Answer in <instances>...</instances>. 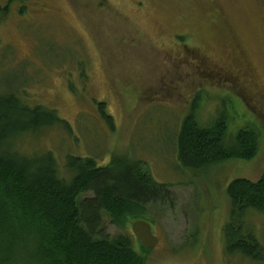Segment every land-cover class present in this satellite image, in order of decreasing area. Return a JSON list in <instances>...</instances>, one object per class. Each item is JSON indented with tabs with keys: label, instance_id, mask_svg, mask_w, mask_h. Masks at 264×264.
Here are the masks:
<instances>
[{
	"label": "rangeland",
	"instance_id": "rangeland-1",
	"mask_svg": "<svg viewBox=\"0 0 264 264\" xmlns=\"http://www.w3.org/2000/svg\"><path fill=\"white\" fill-rule=\"evenodd\" d=\"M21 5L12 1L3 19L0 11V94L56 110L68 126L18 135L9 148L52 151L66 178L68 155L144 162L176 197L173 207H148L159 244L136 239V220L120 228L103 213V223L110 237L129 236L146 264H264L230 253L224 237L228 185L264 172V0H28L23 13ZM196 53L218 76L185 60ZM194 103L203 125L226 118L229 142L239 130L257 131V155L181 166L177 134ZM244 226L264 247V213L250 209Z\"/></svg>",
	"mask_w": 264,
	"mask_h": 264
},
{
	"label": "trees",
	"instance_id": "trees-1",
	"mask_svg": "<svg viewBox=\"0 0 264 264\" xmlns=\"http://www.w3.org/2000/svg\"><path fill=\"white\" fill-rule=\"evenodd\" d=\"M12 1L0 7L2 19ZM19 1L23 13L28 0ZM100 106L112 123V116L104 111L105 103ZM196 108L194 103L177 134L181 166L200 170L257 155V131L239 130L229 142L226 118L203 125ZM59 123L68 126L56 110L30 106L14 93L0 94V264H146L129 236L112 238L106 233L103 213L116 226L125 228L131 220H145L149 205L173 207L176 197L172 186L155 180L144 162L117 155L106 165H99L93 157L68 155L66 178L52 151L25 156L7 145L18 135ZM85 192L92 195L81 198ZM227 194V250L264 260V247L244 226L250 209L264 213V172L255 181L234 179Z\"/></svg>",
	"mask_w": 264,
	"mask_h": 264
},
{
	"label": "water",
	"instance_id": "water-1",
	"mask_svg": "<svg viewBox=\"0 0 264 264\" xmlns=\"http://www.w3.org/2000/svg\"><path fill=\"white\" fill-rule=\"evenodd\" d=\"M132 232L147 249L154 248L159 244V238L154 234L152 224L144 219L133 222Z\"/></svg>",
	"mask_w": 264,
	"mask_h": 264
},
{
	"label": "flooded vegetation",
	"instance_id": "flooded-vegetation-1",
	"mask_svg": "<svg viewBox=\"0 0 264 264\" xmlns=\"http://www.w3.org/2000/svg\"><path fill=\"white\" fill-rule=\"evenodd\" d=\"M262 14H263V10H262ZM194 57H198V58L196 59ZM185 60L192 63L194 65V67H196V69L199 70L200 73H202L204 76H207L210 78L213 77V75L218 76L217 74L213 73L212 71H209V67L207 65L206 58H202L200 56V54H198V53H196L195 55L191 54V56L189 55L188 57H186Z\"/></svg>",
	"mask_w": 264,
	"mask_h": 264
},
{
	"label": "bare ground",
	"instance_id": "bare-ground-1",
	"mask_svg": "<svg viewBox=\"0 0 264 264\" xmlns=\"http://www.w3.org/2000/svg\"><path fill=\"white\" fill-rule=\"evenodd\" d=\"M138 240V239H137ZM140 242V241H139ZM152 249V248H151Z\"/></svg>",
	"mask_w": 264,
	"mask_h": 264
}]
</instances>
